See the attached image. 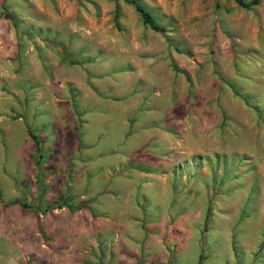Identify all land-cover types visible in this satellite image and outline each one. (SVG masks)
I'll list each match as a JSON object with an SVG mask.
<instances>
[{
  "label": "rangeland",
  "instance_id": "374dc122",
  "mask_svg": "<svg viewBox=\"0 0 264 264\" xmlns=\"http://www.w3.org/2000/svg\"><path fill=\"white\" fill-rule=\"evenodd\" d=\"M138 2L0 0V264H264V0Z\"/></svg>",
  "mask_w": 264,
  "mask_h": 264
},
{
  "label": "trees",
  "instance_id": "16d2710c",
  "mask_svg": "<svg viewBox=\"0 0 264 264\" xmlns=\"http://www.w3.org/2000/svg\"><path fill=\"white\" fill-rule=\"evenodd\" d=\"M127 4L131 5L134 10L139 14V16L141 17V20L144 24L148 25L150 29L152 30H161L158 29L155 24L153 23V20L151 18V16L149 15L148 12H146L143 7L140 5V3L138 2V0H124ZM237 5L241 6V7H248V6H252L257 4L258 0H250V2L248 4L245 3L244 0H233ZM37 145V144H36ZM37 181L39 183V186L41 187V180L39 178V175H37Z\"/></svg>",
  "mask_w": 264,
  "mask_h": 264
}]
</instances>
